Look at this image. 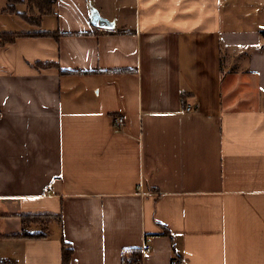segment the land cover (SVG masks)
I'll list each match as a JSON object with an SVG mask.
<instances>
[{
	"label": "crops",
	"instance_id": "0c3cea01",
	"mask_svg": "<svg viewBox=\"0 0 264 264\" xmlns=\"http://www.w3.org/2000/svg\"><path fill=\"white\" fill-rule=\"evenodd\" d=\"M255 1L57 0L18 22L64 35L0 46V264H63L62 234L69 264H124L147 241L140 264H264ZM22 214L62 223L14 236Z\"/></svg>",
	"mask_w": 264,
	"mask_h": 264
},
{
	"label": "trees",
	"instance_id": "16d2710c",
	"mask_svg": "<svg viewBox=\"0 0 264 264\" xmlns=\"http://www.w3.org/2000/svg\"><path fill=\"white\" fill-rule=\"evenodd\" d=\"M35 3L40 10H43L41 13L42 15H45L46 13H51L53 10V5L57 0H34ZM16 3H18L17 0H10V4H8V11H15L17 12ZM43 5V8L41 7ZM34 6V7H35ZM19 15L23 19H25L30 24L37 25L36 23L40 20L39 18H34L33 16H30V14L27 13V11H21L18 12ZM64 35V32H61L60 30H29V31H22V30H16V31H0V46H3L9 42L15 41L18 37L23 36H54L57 39H59L61 36ZM44 67H51L54 66L55 63L52 62H45L41 63ZM22 221V230L15 234L14 236L23 237V238H41L46 237L49 233V225L50 222L54 217H58V220L60 223H62V216L58 215H47V214H22L21 216ZM163 233L169 234L170 231L167 228V226H163ZM62 238V254H63V264H69L72 256V248L68 246L67 241L65 240L63 234L61 235ZM142 249L141 248H129L124 252V264H139L142 262Z\"/></svg>",
	"mask_w": 264,
	"mask_h": 264
},
{
	"label": "rangeland",
	"instance_id": "374dc122",
	"mask_svg": "<svg viewBox=\"0 0 264 264\" xmlns=\"http://www.w3.org/2000/svg\"><path fill=\"white\" fill-rule=\"evenodd\" d=\"M18 3H16V7H17V12L15 11H4L5 14L7 15V18H11V24H13V28L12 25L8 26L7 30L8 31H16L19 29H22L20 25H18V22H20V20H22L23 18L19 15L18 12L21 11H27L28 14H30V16H33L35 19L39 18V16H41V13L43 10H40L37 6L34 0H17ZM257 1V0H256ZM256 1L252 4L253 6L256 4ZM35 6V7H34ZM43 8V5L41 6ZM53 7V6H52ZM262 8H264V5L262 6ZM20 17L21 19H19L18 17ZM260 19H262V17L259 15ZM41 18V17H40ZM24 20V19H23ZM264 20V17L263 19ZM30 26L32 28L36 29V25L30 24ZM30 26L25 27L26 29H30Z\"/></svg>",
	"mask_w": 264,
	"mask_h": 264
},
{
	"label": "built area",
	"instance_id": "2783aa9c",
	"mask_svg": "<svg viewBox=\"0 0 264 264\" xmlns=\"http://www.w3.org/2000/svg\"><path fill=\"white\" fill-rule=\"evenodd\" d=\"M189 109H191L190 106L187 107V110H189ZM114 120H115L116 128H117V129H120L121 126H122V124L124 123L125 118H124L123 115L120 114V115H116L115 118H114ZM45 191H46V193H49L50 188L47 187ZM150 249H151V244L147 241V242L143 245V249H142V253H143V255H144V254H147V253L150 251ZM139 264H140V263H139ZM172 264H183V262H182V260H180L179 258L176 257V258H174V259L172 260Z\"/></svg>",
	"mask_w": 264,
	"mask_h": 264
},
{
	"label": "water",
	"instance_id": "95a60500",
	"mask_svg": "<svg viewBox=\"0 0 264 264\" xmlns=\"http://www.w3.org/2000/svg\"><path fill=\"white\" fill-rule=\"evenodd\" d=\"M92 20L95 25L98 24L100 26H110V22L107 19L100 16V14L97 11H94Z\"/></svg>",
	"mask_w": 264,
	"mask_h": 264
}]
</instances>
